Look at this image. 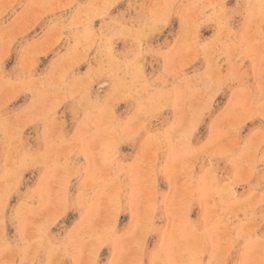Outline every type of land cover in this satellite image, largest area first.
<instances>
[{
  "label": "rangeland",
  "instance_id": "1",
  "mask_svg": "<svg viewBox=\"0 0 264 264\" xmlns=\"http://www.w3.org/2000/svg\"><path fill=\"white\" fill-rule=\"evenodd\" d=\"M262 21L260 0H0V264H264ZM62 67L115 134L86 148L68 88L38 111Z\"/></svg>",
  "mask_w": 264,
  "mask_h": 264
},
{
  "label": "clouds",
  "instance_id": "2",
  "mask_svg": "<svg viewBox=\"0 0 264 264\" xmlns=\"http://www.w3.org/2000/svg\"><path fill=\"white\" fill-rule=\"evenodd\" d=\"M167 6L168 5L165 3L161 4V7H167ZM260 8H261L262 16H264V0H260ZM152 27H153V23L151 21L149 23H146L143 26V28L141 29V32L137 36L140 43H142V41L145 40L144 34L148 33ZM85 51H87V49H85ZM109 58L111 60L110 56ZM127 66H131V65L128 64ZM69 70L70 69H67L64 67L58 69L55 79L50 83V85L47 84L43 87V89L49 86L53 88H57V92L52 96H48L46 92L42 91V96H41L42 100H41V104L39 106L38 111L46 112L48 114V117H51V113L48 110L56 105V103L58 102L57 97H59L60 99H63V89L68 88L71 97L74 98L78 96L79 97L78 103L86 104V107L84 109V117H83V120L81 121V127L84 129V133H85L83 137L84 146L88 148V147H91L97 141L101 133H103L105 137L115 134L116 127H114L111 123V118H110L109 110H108L106 103L101 104L98 102L87 100V89H88L87 83L80 82L78 85H73V86H69L66 83L65 76L67 75V72ZM262 76H264V69H262ZM136 83L139 84V81L136 80ZM44 105H50V106L45 109ZM90 127L93 129V131L91 132L88 131ZM127 130H128L127 128L122 127V126L119 129L120 132H124ZM88 136L91 137L90 140L85 139V137H88ZM95 167L98 170L103 169L102 159L97 158ZM99 175H100L99 172L92 173L84 181V189L81 192V198L84 199L86 203L88 202V199H89L87 193H88L90 185L102 184L103 190L101 191L100 194L104 195L107 192L108 187L112 183V179L111 178L106 179L105 176L101 179H98L97 177Z\"/></svg>",
  "mask_w": 264,
  "mask_h": 264
}]
</instances>
